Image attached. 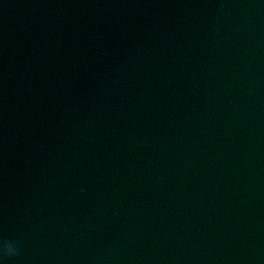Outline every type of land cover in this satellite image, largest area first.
<instances>
[{
  "label": "water",
  "instance_id": "1",
  "mask_svg": "<svg viewBox=\"0 0 264 264\" xmlns=\"http://www.w3.org/2000/svg\"><path fill=\"white\" fill-rule=\"evenodd\" d=\"M0 264H264V0H0Z\"/></svg>",
  "mask_w": 264,
  "mask_h": 264
},
{
  "label": "clouds",
  "instance_id": "2",
  "mask_svg": "<svg viewBox=\"0 0 264 264\" xmlns=\"http://www.w3.org/2000/svg\"><path fill=\"white\" fill-rule=\"evenodd\" d=\"M0 248H2L5 253H9L11 251L10 245L7 242L0 243Z\"/></svg>",
  "mask_w": 264,
  "mask_h": 264
}]
</instances>
